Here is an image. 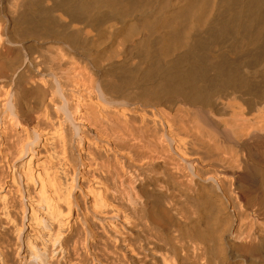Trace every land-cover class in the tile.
<instances>
[{
    "label": "bare ground",
    "instance_id": "6f19581e",
    "mask_svg": "<svg viewBox=\"0 0 264 264\" xmlns=\"http://www.w3.org/2000/svg\"><path fill=\"white\" fill-rule=\"evenodd\" d=\"M0 149L5 264H264V0H0Z\"/></svg>",
    "mask_w": 264,
    "mask_h": 264
},
{
    "label": "rangeland",
    "instance_id": "374dc122",
    "mask_svg": "<svg viewBox=\"0 0 264 264\" xmlns=\"http://www.w3.org/2000/svg\"><path fill=\"white\" fill-rule=\"evenodd\" d=\"M1 150V149H0ZM2 153H1V151H0V159L3 161V159L6 157L4 154L3 155H1ZM2 156V157H1ZM4 156V157H3ZM8 157V156H7ZM5 158L6 160H4V162L6 161V162H9V163H4V162H2L1 163V161H0V166H1V168H0V174H2V176L0 175V182H2V181H4V183H6L7 185H8V183L10 184V181H8L6 178H7V175H10V172L12 171V163H11V161H12V159L10 158V157H8V158ZM7 164V165H6ZM11 165V166H10ZM7 166V167H6ZM2 167H5V168H2ZM11 168V169H10ZM5 172H4V171ZM2 171L6 174V173H8L7 175H5L4 173H2ZM9 171V172H8ZM3 174H4V176H3ZM6 176V178H4ZM4 178V179H3ZM18 180L20 179V178H17ZM16 179V184L14 185V186H16L17 187V185H18V188H16V187H12L13 189L15 188V190H12L11 189V191H13V192H11L10 193V197L12 198V202L14 203V204H17V203H19V205L17 204V206H20L21 204H24V203H26V200L24 199L25 198V196L23 195V200H22V193H21V191H22V183L20 184V181H18ZM8 181V182H7ZM17 182H19V183H17ZM2 184H3V182H2ZM1 185V184H0ZM21 187H20V186ZM5 186V185H4ZM78 193V191H75L74 192V194H75V196L76 195H78L77 194ZM4 194H5V192H4ZM15 196H16V198H15ZM20 196V197H19ZM20 199V200H19ZM178 202L179 201H182V199L181 198H179V197H177V198H175ZM15 201V202H14ZM16 201H18V202H16ZM20 201V202H19ZM23 201V202H22ZM22 206V205H21ZM16 207L15 205L14 206H11L10 207V210H11V212H10V214L12 213V212H14V210H15V212L17 213L16 215H20V213H19V210H20V212H21V208L22 207ZM189 207H190V209H189ZM16 209H19V210H16ZM187 209H188V211H190V213H194L195 212V210H194V207H193V205L192 204H188V206H187ZM13 210V211H12ZM9 211V210H8ZM15 212H14V215H15ZM73 214H75V211H73V213H72V217L70 218V220H71V222L73 221V219L72 218H74L73 216ZM4 226V230L2 229V227L0 226V231H3L4 233H2V232H0V241H1V243L0 244H2L3 246V248H1V245H0V250H1V252L3 253V254H6V257H7V254H8V252H7V249L9 250V252H10V256L12 257L13 256V258H11L10 256H8L9 258H6L7 260H9V262H14V254H12V252H14L13 251V248H11V247H13L14 246V242H12V239L10 238V236L9 235H7V234H9V233H7V232H11V233H13V235H15L14 234V231L12 230L11 231V229H13V227L12 226H10L9 224H8V227H6L7 225H3ZM82 226V227H81ZM10 227V229H8V231H6L7 230V228H9ZM167 227V226H166ZM6 228V229H5ZM78 232H80V233H78V235L81 237L82 235H80V234H83V231H84V225L83 224H78ZM82 228H83V230H82ZM81 230V231H80ZM6 231V232H5ZM5 233H7L5 236L4 235H2V234H5ZM172 234H174V235H172ZM170 235L171 236H175L179 241H178V245H180V244H183V242H184V240H183V238H182V236H181V234H179V233H170ZM9 236V237H8ZM3 238L5 239V241L3 240ZM2 239V240H1ZM7 239V240H6ZM9 240H11V241H9ZM6 242V243H5ZM10 242H11V244H10ZM180 242V243H179ZM158 244H159V242H158ZM157 244V242H156V245H158ZM232 244V246H231V248H232V250H233V252L234 253H241V250L240 249H242V247H241V245L240 244H233V243H231ZM12 245V246H11ZM11 246V247H10ZM234 246V247H233ZM4 248H6L5 250H4ZM237 248V249H236ZM239 248V249H238ZM10 249H12L11 251H10ZM2 250H4V252L2 251ZM236 250V251H235ZM3 254H1L0 253V264H5V261H6V259H5V261H4V257H2L3 256ZM4 262V263H3ZM8 262V263H9ZM11 263V264H12ZM10 264V263H9Z\"/></svg>",
    "mask_w": 264,
    "mask_h": 264
}]
</instances>
